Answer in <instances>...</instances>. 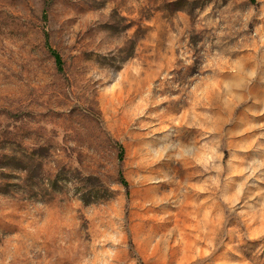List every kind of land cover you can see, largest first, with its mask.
Returning <instances> with one entry per match:
<instances>
[{
  "label": "rangeland",
  "instance_id": "374dc122",
  "mask_svg": "<svg viewBox=\"0 0 264 264\" xmlns=\"http://www.w3.org/2000/svg\"><path fill=\"white\" fill-rule=\"evenodd\" d=\"M0 264H264V0H0Z\"/></svg>",
  "mask_w": 264,
  "mask_h": 264
},
{
  "label": "trees",
  "instance_id": "16d2710c",
  "mask_svg": "<svg viewBox=\"0 0 264 264\" xmlns=\"http://www.w3.org/2000/svg\"><path fill=\"white\" fill-rule=\"evenodd\" d=\"M46 46H47L48 50L50 51L51 55L53 56V58L55 60V63H56L57 68H58V71L59 72H64L65 63H64L63 57L61 56V54L57 50H55L50 45L49 38H47ZM120 149H121L120 161L123 162L124 161V156H125V150H124L122 145H120ZM120 175H121V179H122L123 185L128 188V183L125 180V177L123 175V171L122 170L120 171ZM81 195L83 197L82 200H83V202L85 204H90L91 201H93V199H98V197H99V194L97 192L92 191V190L91 191L87 190L86 192H84V194H81Z\"/></svg>",
  "mask_w": 264,
  "mask_h": 264
}]
</instances>
